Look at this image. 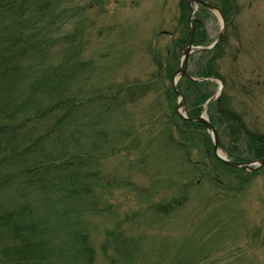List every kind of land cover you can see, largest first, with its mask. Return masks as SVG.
<instances>
[{
  "label": "rangeland",
  "instance_id": "1",
  "mask_svg": "<svg viewBox=\"0 0 264 264\" xmlns=\"http://www.w3.org/2000/svg\"><path fill=\"white\" fill-rule=\"evenodd\" d=\"M205 1L222 10L193 9L186 0H59L65 17L61 32L78 29L77 59L87 64L79 71L88 79V96L97 95V89L144 84L150 77L156 87L129 106L126 116H111L105 134L112 145L95 151L101 173L114 181L108 191L102 187L101 210L83 220L95 264H107L101 248L112 230L137 247L132 264H264V167L255 170L258 159L251 157L244 160L252 163L249 170L227 171L216 164L214 141L205 129L208 144L205 136L196 140L195 128L188 143L170 130V116L180 105L171 77L192 37V45L205 51L189 54L188 73L211 68L244 127L264 135V0ZM59 39L38 59L33 77L46 70L43 63L60 59ZM168 59H174L171 77L165 73ZM157 63H162L160 73ZM209 83L214 95L219 82ZM213 109L205 112L209 122ZM215 129L226 147L224 126ZM174 138L186 144L183 150L171 142ZM88 139L90 144L92 136ZM84 149L93 153L89 145ZM220 150L227 158L221 144ZM239 151L246 155L244 148ZM185 196L171 214L154 216L156 205Z\"/></svg>",
  "mask_w": 264,
  "mask_h": 264
},
{
  "label": "trees",
  "instance_id": "2",
  "mask_svg": "<svg viewBox=\"0 0 264 264\" xmlns=\"http://www.w3.org/2000/svg\"><path fill=\"white\" fill-rule=\"evenodd\" d=\"M60 5L59 0H0V264H95L89 227L83 220L101 210L102 187L107 186L105 192L114 183L101 173L95 151L102 144L112 145L105 134L111 116H126L129 106L156 88L150 77L144 84L97 89V95L88 96L84 91L88 79L79 71L87 64L77 59L78 29L72 34L61 32L65 17ZM56 36L60 59L43 63L46 70L33 77L34 66L41 64L38 59L56 43ZM168 62L165 73L171 77L174 59ZM157 64L160 73L162 63ZM216 75L204 68L191 76ZM210 84L180 80L178 90L184 95L190 119L198 117L213 96L207 90ZM173 97L170 92L169 99ZM213 106L210 122L224 126L227 146L221 140L220 144L228 159H264V135L244 127L224 92L208 109ZM169 123L180 140L190 142L194 136L190 131L196 129V140L205 136L203 142L208 144L202 124L175 118L174 111ZM88 135L92 136L90 144ZM174 139L171 142L177 149L186 145ZM86 145L93 153L83 150ZM243 148L245 156L239 151ZM216 164L239 172L219 161ZM186 201L185 196L156 205L153 214L167 216ZM64 204L69 208L63 209ZM107 237L101 248L105 262L132 264L137 250L132 241L114 230ZM107 251L112 255H106Z\"/></svg>",
  "mask_w": 264,
  "mask_h": 264
},
{
  "label": "water",
  "instance_id": "3",
  "mask_svg": "<svg viewBox=\"0 0 264 264\" xmlns=\"http://www.w3.org/2000/svg\"><path fill=\"white\" fill-rule=\"evenodd\" d=\"M193 1L195 2L196 0H189V3L191 4V3H193ZM197 2V1H196ZM210 9H214L213 7H209ZM222 35V34H221ZM220 35V36H221ZM196 48H194V47H192V38H190V40H189V43H188V45H187V47L184 49V52H183V62H182V64H181V68H180V70L172 77V87L174 88V90H175V84H176V81H177V79H176V77L178 76V77H181V76H186V67H187V61H188V56H189V54L193 51V50H195ZM176 91V90H175ZM176 95L177 96H180V99H181V104L179 105V107H182L183 106V98H182V96L181 95H179L178 94V92L176 91ZM198 121H200V122H203L204 124H205V126H206V128L209 130V131H211L212 132V135H213V138H214V144H215V155H216V157L220 160V161H223V162H225L226 164H228V165H231V166H234V167H240V168H246V166L248 165V164H242V163H229L228 161H226L225 159H223V158H221V157H219L218 156V154H217V150H218V148H219V144H218V141H217V136H216V133H215V131H214V129H212V127L207 123V121L206 120H204L203 118H201V119H197ZM258 163H259V165L260 166H264V160H261V161H258Z\"/></svg>",
  "mask_w": 264,
  "mask_h": 264
},
{
  "label": "bare ground",
  "instance_id": "4",
  "mask_svg": "<svg viewBox=\"0 0 264 264\" xmlns=\"http://www.w3.org/2000/svg\"><path fill=\"white\" fill-rule=\"evenodd\" d=\"M178 78V77H177Z\"/></svg>",
  "mask_w": 264,
  "mask_h": 264
}]
</instances>
